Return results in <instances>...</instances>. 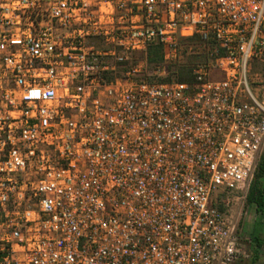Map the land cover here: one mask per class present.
Here are the masks:
<instances>
[{"label":"built area","instance_id":"built-area-1","mask_svg":"<svg viewBox=\"0 0 264 264\" xmlns=\"http://www.w3.org/2000/svg\"><path fill=\"white\" fill-rule=\"evenodd\" d=\"M263 147L264 0H0V264H234Z\"/></svg>","mask_w":264,"mask_h":264},{"label":"trees","instance_id":"trees-1","mask_svg":"<svg viewBox=\"0 0 264 264\" xmlns=\"http://www.w3.org/2000/svg\"><path fill=\"white\" fill-rule=\"evenodd\" d=\"M178 57L173 63H167L164 58V49L160 44H154L147 48L143 54L146 68L156 72L164 69V75H153L161 81H187L194 78L193 65L204 59L203 49L197 36L182 38L179 40ZM246 203L254 207L257 215V223L252 234V239L258 247L264 241V147L259 156L253 179L246 195ZM257 258V252L253 261Z\"/></svg>","mask_w":264,"mask_h":264},{"label":"rangeland","instance_id":"rangeland-1","mask_svg":"<svg viewBox=\"0 0 264 264\" xmlns=\"http://www.w3.org/2000/svg\"><path fill=\"white\" fill-rule=\"evenodd\" d=\"M175 60H170L167 63H173ZM197 62H195L196 64ZM145 59L142 53H134L127 63V68L131 66L145 65ZM194 64V65H195ZM193 65V67H194ZM251 72L249 73V86L253 93L257 92V87L252 83ZM163 70L152 71L148 67L147 74L152 77L153 75H164ZM219 73L212 72V78H217ZM150 77V78H151ZM251 79V80H250ZM230 204V214L234 223L236 224V236L239 242V247L241 248L240 258L234 264H264V241L262 246L258 247L252 239V234L254 232L255 225L257 223V215L255 213L254 207L246 203V199H231ZM255 252H257V258L254 262Z\"/></svg>","mask_w":264,"mask_h":264}]
</instances>
